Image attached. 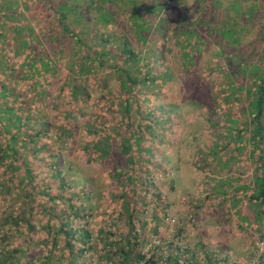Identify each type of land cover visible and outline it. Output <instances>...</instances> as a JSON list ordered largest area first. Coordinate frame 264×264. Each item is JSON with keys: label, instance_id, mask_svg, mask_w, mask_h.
Listing matches in <instances>:
<instances>
[{"label": "rangeland", "instance_id": "374dc122", "mask_svg": "<svg viewBox=\"0 0 264 264\" xmlns=\"http://www.w3.org/2000/svg\"><path fill=\"white\" fill-rule=\"evenodd\" d=\"M220 3L226 6L225 19H233V27L238 28L235 31L238 41L203 35L193 61L183 65L176 30L196 12L197 0L11 1L17 23L23 25L24 31H10L6 35L10 40L0 44L3 59L0 83L7 84L13 94V99L7 101L12 109L0 114V122L12 120L15 115L22 119L30 113L29 123L35 124L39 139L22 145L20 139L13 141L4 131L0 142L15 145L26 154L23 160L27 161L26 166L34 173L39 187L49 179L56 182L58 176L51 172L53 165L58 164L63 183L67 182L68 186L57 185L56 189L50 186L46 194L40 195L48 206L53 202L48 193L57 194L53 214L59 215L67 209L66 195L77 203L83 201L85 206L90 205L86 224L89 237L96 240L99 232L107 230L109 234L104 239L108 240L114 238L111 232L119 235L126 232L132 202L133 231L137 235V249L144 258L150 257L151 252L160 257L161 264H167L164 260L169 253L177 256L178 264H236L248 258L258 238L264 237V212L259 214L258 201L248 197L255 187L254 176L260 171L257 166L264 156L260 160L256 151L250 154L246 135L233 137L235 130H239V123L232 120L234 116L245 115L248 128L251 122L245 108L244 90L239 100L226 104L237 92L227 91L226 85L237 62L241 70L234 85L246 86V73L252 70L256 53L264 44V0H220ZM250 10L254 11L253 15L247 18L245 14ZM61 25L66 26L63 31L66 36L73 34L77 40H65L62 55L58 56L52 47L57 41L47 33ZM24 36L33 39L35 46L40 45L53 64L38 76V83L26 74L29 65L23 52L31 50L32 44L22 52L12 46ZM121 40L139 55L137 63L133 61L128 71L140 76L145 71L141 65L146 62L151 70L144 75L147 78L154 75L159 85H144L141 93L132 88L139 97V102L132 101L130 108V119L136 122L132 121L120 139L113 132L107 153L89 161L85 159L83 146L96 135L90 134V125L83 128L81 124L93 122L94 114L102 115L105 122L110 121L106 122L110 132L112 125L115 130L119 118L117 107L109 113H100V107H94L93 103L101 91L121 99L123 91L116 86L112 64H119L122 59L102 54L103 67L97 69L95 79H89L88 87L97 80L104 81L91 89L83 102L89 106L85 110L90 115H75L72 122L78 125L70 135L57 140L54 133L60 116L55 117V113L68 104L69 78L77 76L81 80L84 74H89L78 71L84 51L74 52L70 45L84 47L86 43L100 53ZM220 45L224 46L221 57L217 52ZM225 58L230 70L224 67ZM136 66L139 71L134 70ZM146 108L150 110L148 120L143 112ZM126 134L128 140H125ZM241 138L244 146L239 143ZM18 171L14 169L20 175ZM9 173L1 163L0 222L11 217L26 219L33 226L31 233L36 242L27 246V232L14 227L2 239L0 227V262L12 255L13 264H24L25 259L34 264H66L68 259L61 242L52 247L45 241L46 217L41 207L29 208L27 197L14 184L3 189L9 184L4 183ZM31 201L35 205L38 200ZM54 223L51 218L50 224ZM20 225L25 229L22 221ZM74 226L79 230V224ZM85 254L80 260L87 264L109 261L102 249L96 252L91 248ZM80 260L76 259L75 263ZM142 262L143 259L136 264Z\"/></svg>", "mask_w": 264, "mask_h": 264}, {"label": "trees", "instance_id": "16d2710c", "mask_svg": "<svg viewBox=\"0 0 264 264\" xmlns=\"http://www.w3.org/2000/svg\"><path fill=\"white\" fill-rule=\"evenodd\" d=\"M11 1L14 0H0V44L3 42L7 43L10 40V37L6 36L7 34L10 35V31L13 33L18 29L21 31L24 27L23 25H19L17 23V14L14 12ZM198 6L196 12L193 16L182 22V26H179L176 31H178V43L180 45V54L183 65H188L193 61L195 52L199 51L198 44L200 42V37L203 35H211L214 39L227 37L231 41H238L239 37L238 34L235 32L238 30L237 27L234 26L233 19L227 20L224 17V13L227 16L226 6H223L220 3V0H197ZM233 5V4H232ZM234 8L237 9V5H234ZM252 10H250L247 14V18L253 15ZM237 13H241V11H237ZM236 16L239 17L238 14ZM65 25H61V27L54 26L53 31L47 34L52 39H56L57 42L54 43L52 47H54V51L58 54V56L62 55L63 49V42L66 41H76L75 35L71 34L66 36L64 31ZM11 35H14V34ZM70 37V38H69ZM7 42H6V41ZM108 40V39H103ZM34 40L29 39L28 37L24 36L20 38V41L14 45H12L18 52H22L28 48V45L33 43ZM105 43V42H104ZM102 43V44H104ZM35 44V43H34ZM32 44L31 50H26L23 52L25 60H27L26 65H29L26 71L27 77L30 79H34V82H39L42 72L48 70L50 67H53V64L47 59L48 56L46 55L45 50L38 45L35 46ZM84 47L79 45H75L72 43L70 48H73L74 52L81 53L82 50L84 51L83 54L80 55V64L78 66V71H84L89 74H84L81 80L77 76H73L69 78L70 85H69V92H68V104L63 106L61 109L56 110L55 117L60 116V120L58 121L59 125L55 128L57 130L54 133L57 140H63V137L66 135H70L72 129L78 125L77 123L72 122V119L75 118L77 114H87L90 113L86 112L85 108L89 107L87 105H83V102L86 100L87 96L90 95L91 89H96L95 87L104 80H97L93 85L88 87L89 79H95L94 75L97 69L103 67L104 63V56L102 54H106L107 57H120L122 60L119 61V64H112L114 67L115 79H116V86L118 89H121L122 95L121 99L117 100L113 95L107 96L104 94V91H101L96 97L93 106L100 107L101 112H111L113 111V107L116 106L119 110V118L115 122V130H113V125L110 128L108 126L109 120L106 121L101 116H97L96 114L92 115L91 119L93 122L91 123H82L81 126L83 128H87L89 126V131L92 136L96 135L95 137L91 138L89 143L83 146V152L86 160L94 159L98 155H105L109 149L111 144V135L112 133H116L118 139L121 138L123 132L126 131L127 127L132 124V121L135 123V120L130 119V108L132 101L136 103L139 102V97L137 96V92H133L132 88L137 89L141 93L142 87L144 85H150L151 87H157L159 85L158 81H155V76L152 75L150 77H146L144 74L151 70L150 66L143 62L141 66L145 68V71L140 76H136V74L128 71V67L135 61L133 64L137 63L139 60V55L137 52L132 50V48L121 40L115 46L108 48H103L99 53L93 47L88 46L84 43ZM218 49V56L221 57V48L223 49L224 46L220 45ZM17 52V53H18ZM257 52V50H256ZM257 54V59L253 64L252 70L249 69L246 73L247 81L246 86L241 84L234 85V81L237 80V76L240 73L241 65L237 66V62L234 63L235 70L234 74L231 76L228 84L229 90L227 91H236L234 93V97L226 103L225 97L221 94L223 101L226 104L231 103L232 101L239 100L240 92L242 89L244 90L243 97L245 98L246 103V111L247 115H249V121L251 122V126L248 128L245 126V115L242 118H237L234 116L232 119L234 122L236 121L237 124L239 123V130H235L236 134H233V137L238 136L239 138L241 135H246L248 143L251 147L250 154L252 155L253 152L259 156V159L264 156V117H261L264 114V44L259 49ZM221 55V56H220ZM2 57L0 58V65L2 63ZM224 60V67H229V62L227 59ZM111 61V60H110ZM223 62V61H222ZM25 63V62H24ZM74 64V63H73ZM75 65V64H74ZM111 66V63H109ZM73 66V65H72ZM243 67V65H242ZM135 71H139L138 67H134ZM113 73V72H111ZM38 77V78H37ZM100 79V77H99ZM101 81V82H100ZM238 82V81H237ZM244 87H246L244 89ZM221 88V87H220ZM99 89V87H98ZM12 89L9 88L7 84L0 83V114L3 115L8 112L11 106H8V102L13 99ZM225 91V90H223ZM145 96V95H144ZM143 98V97H142ZM91 108V106H90ZM143 112L147 116V120L150 119L149 116V109L143 110ZM13 113V112H12ZM31 115L30 113L26 114L24 118H19L17 115L12 118V120H7L6 122H0V135L4 133V131L8 132L9 137L15 141L16 139H20V143L22 145H27L26 142H33L38 141V133L39 131L36 129L34 123L30 124L29 119ZM101 119H100V118ZM16 119V120H15ZM99 121V123H96ZM46 122V121H45ZM231 122V119H230ZM45 125L42 127L44 128ZM39 128V127H38ZM248 131H247V130ZM12 130V131H11ZM40 130V128H39ZM230 128L227 127V133L229 132ZM232 134V133H231ZM119 135V136H118ZM104 136V137H103ZM232 135H230L231 137ZM103 137V138H102ZM125 140H128V134L125 135ZM41 142L39 145H41ZM240 144L244 146V140L240 139ZM15 146V145H14ZM10 145L9 143H1L0 142V164L2 163L5 166L6 171L9 170V179L4 183H9L7 186H3L4 190H7L9 185L14 184L18 191L22 193V195L26 196V202H28V207L31 208L32 206L41 207V212L45 214L46 222L44 226L45 230V241L50 242V246L55 247L58 241L61 242V248L65 249L66 257L68 259L66 264H87L81 261L82 255H84L87 250L93 248L94 251H98V249L104 250L107 253L108 263L106 264H136L143 259V264H161L159 261V256L151 252V256L148 258H144L143 254L140 252L137 246V235L133 231V227L135 222L132 221L133 212L135 208L133 207V203L131 202V211L127 215L126 222L128 224V228L126 232L122 235L116 234L115 232H111L113 239L105 240L104 237L107 236V230H103V232H99L98 235L95 237L96 240L90 238V232L86 228V224L88 222V211L90 209V205L85 206L84 202L82 201L81 204L75 202L71 199L70 195L64 196L66 199V208L60 211V214H53L51 210L54 209V203H56V193L50 194L48 193L50 199L53 200L52 204L46 206L47 204L43 201L40 197L41 194H46L50 186L52 188H58L57 185L62 187H67L68 183H63V175H61V171L58 168V164L53 165V169L51 172L57 175L56 182L55 180L49 179L46 183L42 184L39 187V183L35 180L34 173L26 166L27 161L23 160L26 157V154L23 151ZM126 144V148H127ZM254 156V155H253ZM128 158V157H127ZM258 158V157H257ZM263 158V157H262ZM261 158V159H262ZM260 159V160H261ZM262 161H264L262 159ZM262 161L257 166L260 170L257 175L254 176L255 179V187L253 190L248 194L250 200L258 201L260 205V209L257 211L259 214L264 212V166H262ZM13 168V169H12ZM15 170H19L18 175ZM129 176V174H128ZM131 176H129L130 178ZM246 185H242L241 188H245ZM47 189V190H46ZM246 189V188H245ZM29 193L30 195H26ZM89 193L86 190V195ZM89 196V194H88ZM90 197V196H89ZM88 197V198H89ZM36 198L38 200L35 205L32 204L33 201L31 199ZM128 200V199H127ZM126 201V200H124ZM127 202V201H126ZM128 203V202H127ZM125 203V204H127ZM127 207V206H126ZM125 207V211L126 210ZM22 210V209H21ZM136 215V214H134ZM137 216H135L136 218ZM54 219L55 223L50 224V220ZM22 219V218H21ZM19 219L17 217L6 218L4 221L0 222V227L3 228V232L1 234V238L4 239L8 237L7 230L11 227H14L18 231L27 232L26 241L28 242L26 245L28 246L29 243L33 244L35 239L33 238L32 231V224L28 222L26 219ZM20 221L24 223L26 227L23 229L20 225ZM79 224L78 227L74 225ZM54 229L53 232L52 229ZM48 255V254H46ZM90 255V254H89ZM87 256L85 254L83 257ZM116 258H115V257ZM76 259L80 260V262L75 263ZM15 258L12 255H8V258L5 262H0V264H13ZM70 261H72L70 263ZM165 262L167 264H178L176 255L173 253H169L165 256ZM24 264H34L31 262L30 259H25ZM98 264V263H97ZM263 264V263H262Z\"/></svg>", "mask_w": 264, "mask_h": 264}, {"label": "built area", "instance_id": "2783aa9c", "mask_svg": "<svg viewBox=\"0 0 264 264\" xmlns=\"http://www.w3.org/2000/svg\"><path fill=\"white\" fill-rule=\"evenodd\" d=\"M181 245L179 246V249ZM177 259V256H176ZM178 261V259H177ZM264 264V237H259L255 242L252 251L247 259L237 262L236 264Z\"/></svg>", "mask_w": 264, "mask_h": 264}]
</instances>
